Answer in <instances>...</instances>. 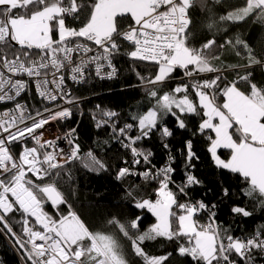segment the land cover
<instances>
[{
    "label": "snow or ice",
    "instance_id": "1",
    "mask_svg": "<svg viewBox=\"0 0 264 264\" xmlns=\"http://www.w3.org/2000/svg\"><path fill=\"white\" fill-rule=\"evenodd\" d=\"M195 3L196 0H91L89 4L81 0H0V53L4 54L0 56V103L15 102L13 108L0 110V232L6 229V234H11L24 264H129L118 236L91 230L59 187L64 175L71 178L65 165L79 162L95 173L106 171L107 165L92 149L81 151L74 128L63 136L67 149L57 144L59 137L42 141L44 133L37 134L50 122L63 121L72 115L70 108L56 103L59 100L76 103L65 88V73L72 81L81 82L87 69L94 66L97 77L111 79L118 71L114 57L125 43L128 48L125 54L130 60L150 62L157 71L151 77L136 73L152 106L131 117L135 125L112 124L114 136L132 157L118 169L116 179L138 176L144 181L158 182L155 200L137 198L135 189L127 190L135 208L147 210L156 222L142 232L140 216L126 221L113 217L107 223L131 242L132 252L143 264H163L167 259L151 256L142 247L145 241L159 237L177 241L185 238L177 252L190 257L193 264H254L253 252L264 253V225L241 239L217 223L216 204L209 206L203 200L179 202L181 195L188 196L189 189L201 183L187 170L194 167L192 160L197 158L191 140L185 142V178L175 191L170 188L175 183L172 166L175 157L171 152L166 163L157 168L151 164L153 153L137 146L153 133H158L162 141L171 137L173 131L165 119L169 115L175 117L179 129H186L183 117L202 112L198 131L214 133V137H208V152L216 166L238 174L248 185L243 194L258 199L264 208V87L251 81V72L238 74L237 79L221 87L223 61L217 66L212 61H219L220 55L211 53L213 49L227 47L242 59L246 53L247 65H226L237 72L261 61L239 36L219 44L213 38L199 48L191 46L189 10ZM253 16L264 23V0H245L243 6L219 19L241 22ZM69 20L80 21L81 26H71ZM214 26L215 22L208 25L209 29ZM8 53L13 58L9 59ZM176 70H182L190 83L181 82L161 93L160 86ZM204 74L214 77L205 78ZM197 76L200 79H195ZM241 82H246L250 91L241 90ZM30 83L51 107L33 114L26 104L17 102ZM189 91L195 93L198 105ZM218 95L223 97L222 104L217 102ZM115 116L116 112L103 111L107 119L97 120L96 126L108 124ZM134 127L137 132L133 136L130 133ZM26 138H31L34 146L24 145L17 158L10 145ZM163 146L169 149L167 142ZM219 149L228 150L229 158L222 159ZM142 163L146 167L137 171ZM223 194H229L227 188ZM49 204L52 213L45 208ZM64 205L66 210L62 209ZM174 207L179 209L178 213ZM202 212L208 213V222L204 224L197 218ZM231 212L243 217L252 214L243 206H233ZM16 213H20L17 223L23 225L22 236L17 235L8 220L10 214ZM174 224L178 227L174 228Z\"/></svg>",
    "mask_w": 264,
    "mask_h": 264
},
{
    "label": "trees",
    "instance_id": "2",
    "mask_svg": "<svg viewBox=\"0 0 264 264\" xmlns=\"http://www.w3.org/2000/svg\"><path fill=\"white\" fill-rule=\"evenodd\" d=\"M84 4H89L91 0H81ZM245 0H196V3L190 8L189 14L191 24L189 27L188 43L199 48L209 39L215 38L217 43H223L225 39H233L239 36L252 49L260 64L251 65L247 68H241L233 71L226 67L230 64H248L247 55L244 58L236 56L235 50L227 47L224 50L218 48L213 49L211 55H220V60L212 62L222 67L221 87L225 83L237 79L238 74L244 75L251 72V81L259 87H264V23L257 22L255 17L247 18L241 22H222L220 17L226 15L229 11L236 7L243 6ZM84 17H81L83 20ZM215 22V26L209 29L208 25ZM69 25L80 27V21H68ZM127 26L128 21H123ZM18 48V47H16ZM128 50L127 44L122 47L121 52L116 54L114 62L119 70L118 76L113 80L98 81L96 79H88L82 85L73 88V96L81 99L83 115L77 112L73 114L71 120L66 122V126L76 130L77 142L82 152L92 149L93 152L102 159L107 165L106 171L99 173L90 172L85 169L79 162L65 165V170L69 175H64L59 187L64 196L73 207V210L86 222L93 231H104L115 233L121 240L126 257L129 264H143L140 257L135 256L131 249V242L119 233L118 229L107 223L113 217L120 221L134 219L137 216L142 217L139 223L140 231L146 230L151 224L155 223V218L147 210L137 209L134 206V200L127 196V190L131 187L135 189L137 198L156 199L155 190L159 187L157 181H144L138 176H128L123 180L116 179V172L120 167L126 166L125 161H131L132 157L129 150L122 147L120 139L114 136L112 124L123 127L126 123H133L131 119L134 114L143 113L152 106L144 85L137 76L139 72L142 76H154L157 68L149 62L130 60L125 51ZM242 53L244 49L240 47ZM8 57L13 58L10 53ZM135 69V71L133 70ZM182 70H176L163 86L160 91L166 92L175 88L181 82L189 84L190 79H181L183 77ZM205 78H213L214 74H204ZM200 79V76L195 77ZM243 91H250V87L246 82L239 85ZM193 101L198 105L195 93H188ZM28 104L35 109L38 106V99L33 94V90L29 87ZM178 96L182 94H177ZM217 102L222 104L223 97H217ZM99 106V107H97ZM103 111H113L117 116L113 117L109 124L97 127V120L103 117ZM178 111V110H177ZM95 117V119H94ZM187 124L186 129H179L176 126L175 117L169 115L165 119L167 125L173 131V135L162 141L158 133H153L150 138H145L139 142L137 146L146 150H150L153 155L151 164L155 167L163 166L168 160L169 152L175 157L172 166L175 169L173 173L174 184L170 188L175 191L176 185L182 183L185 178V157L187 149L185 142L191 140L192 149L196 155V159L192 160L193 168L187 169L195 175L201 183L189 189L188 196H180L179 202L184 203L187 200H203L209 206L217 205L216 221L219 225L227 228L229 233L245 239L253 234L257 228L264 225V208L260 207L258 199H252L243 194V190L248 185L238 174H233L228 170L218 168L213 161L211 154L208 152L210 146L209 136H214L210 130L204 133L198 131L199 124L202 120V112L200 114H186L184 117ZM137 129L134 127L130 135H136ZM164 142L169 144V149L164 148ZM222 159H227L230 152L225 149L219 150ZM146 166L142 163L136 170L141 171ZM38 182V181H37ZM227 188L229 194L224 196L223 190ZM233 206H243L252 213L249 217H243L239 214H233L231 208ZM67 205L62 206L66 210ZM46 210L52 213L53 209L50 204L46 205ZM177 213L179 209H173ZM201 224L206 223V218L198 215ZM9 223L17 235L22 236V223L20 213L10 214ZM173 227H178L174 224ZM2 228V225H0ZM7 230L0 232V264H24L21 259L18 246L15 245L11 234H6ZM180 242H186L185 238L181 241L176 239L168 240L159 237L156 240L145 241L142 245L146 253L151 256H167L163 264H193L188 256H181L177 252ZM254 264H264V253L253 252Z\"/></svg>",
    "mask_w": 264,
    "mask_h": 264
},
{
    "label": "built area",
    "instance_id": "3",
    "mask_svg": "<svg viewBox=\"0 0 264 264\" xmlns=\"http://www.w3.org/2000/svg\"><path fill=\"white\" fill-rule=\"evenodd\" d=\"M91 54H93V53H90L89 55H91ZM3 55H4L3 53H0V56H3ZM143 62H145V61H143ZM114 64H115V67L117 68V65H116L115 62H114ZM106 70H110V69H106ZM117 70H118V68H117ZM118 74H119V70L117 71V75L114 76L113 78H111V79H107V78L101 79L100 77L96 76L95 71H94V66H90L87 69L86 78L83 81H81V82L72 81L70 78H67V73H65V77H66V79H65V88L70 93V95L72 97L73 96V93H72L73 92V88L78 86V85H82L84 81H86L88 79H93V78L98 80V81H104V80H108L109 81V80L115 79L118 76ZM144 77H146V75H144ZM17 78L27 79V77H17ZM181 79H189V78L183 76ZM30 87L33 90V94L36 95L39 105L38 106H34L35 109L33 110V108L28 104V99H27L28 95H27V93H28L29 89L25 93H23L21 95V97L17 98V102L26 104L27 107L29 108V110L31 112H33V114L36 111H42L45 107H51L52 106L51 104H49L48 101L43 100L41 97H39L37 95L34 85H32L30 83ZM50 87H51V85H50ZM14 103L15 102H3V103H0V110H6V109H9V108H13L14 107ZM56 103H59L63 107L70 108L71 112H72V115L69 118H67V119H65L63 121H52V122H50L43 129L38 130L37 134H39L40 132L44 133V135L42 137V141L43 140H52V139H56L57 137H59L60 139H56L57 144L62 146L65 149H67L69 146L67 144V141L63 139V136L68 130L73 129V128H69L68 126H66V122L68 120H71L72 117H73V114H75L76 112L80 116L83 115L84 110H83L82 104H81L82 101H81V99H76V103H74V104H66L63 100H59ZM100 119H107V117L106 118H99L98 120H100ZM74 129H75V127H74ZM75 137H76V141H77L76 132H75ZM24 145H27L28 147H32V146H34V141H32L31 138H26V140L23 141V142H19V143H15L13 145H10V147L12 148L13 154L16 155L17 158H18L19 152L21 151V149H22V147ZM47 150L48 151H52L53 149L48 148ZM32 179L35 180V177H32ZM45 208H46V206H45ZM199 215L204 216L206 218V223L208 222V213L207 212H202Z\"/></svg>",
    "mask_w": 264,
    "mask_h": 264
},
{
    "label": "crops",
    "instance_id": "4",
    "mask_svg": "<svg viewBox=\"0 0 264 264\" xmlns=\"http://www.w3.org/2000/svg\"><path fill=\"white\" fill-rule=\"evenodd\" d=\"M213 135H214V133H213ZM214 137V136H213ZM220 150V149H219ZM219 150H218V155H219ZM228 159V158H227Z\"/></svg>",
    "mask_w": 264,
    "mask_h": 264
},
{
    "label": "water",
    "instance_id": "5",
    "mask_svg": "<svg viewBox=\"0 0 264 264\" xmlns=\"http://www.w3.org/2000/svg\"><path fill=\"white\" fill-rule=\"evenodd\" d=\"M81 39H83V38H81ZM14 43V42H13ZM15 47H18L19 48V46L17 45V46H15ZM143 62V61H142Z\"/></svg>",
    "mask_w": 264,
    "mask_h": 264
}]
</instances>
